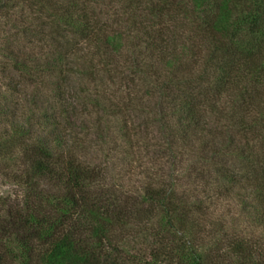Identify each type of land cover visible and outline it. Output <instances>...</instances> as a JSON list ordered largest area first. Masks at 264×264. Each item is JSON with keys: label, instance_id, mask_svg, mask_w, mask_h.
<instances>
[{"label": "trees", "instance_id": "16d2710c", "mask_svg": "<svg viewBox=\"0 0 264 264\" xmlns=\"http://www.w3.org/2000/svg\"><path fill=\"white\" fill-rule=\"evenodd\" d=\"M0 57V264H264L211 211L264 225V0H0Z\"/></svg>", "mask_w": 264, "mask_h": 264}, {"label": "rangeland", "instance_id": "374dc122", "mask_svg": "<svg viewBox=\"0 0 264 264\" xmlns=\"http://www.w3.org/2000/svg\"><path fill=\"white\" fill-rule=\"evenodd\" d=\"M117 9V7H115ZM110 10H107V7H100V9L97 10V14L100 13L102 16L100 17L102 23H107L109 26H111V30H117L119 27L115 24L113 16L110 11V15H107V12ZM28 15H30V11L27 9ZM106 12V13H105ZM46 20V19H45ZM45 20L36 19V23H44ZM49 29V28H48ZM1 58V57H0ZM14 77H16V80L22 82V87L25 93L28 95H32L35 93L36 85L30 84V82L25 81L24 79H21L19 77V74L15 71H12ZM56 78V77H55ZM52 79L53 83L56 79ZM106 81V77H101L97 79L98 83L103 85V81ZM94 87V80H92L88 75H82L79 76L77 74L70 75V78L67 80V83L65 85V89L67 92V96L71 97L76 92H81L82 90H93ZM145 90V88H144ZM90 92V91H89ZM44 96L47 94L43 92ZM79 94V93H77ZM87 94L80 95V99L83 100L84 97H86ZM45 99V98H44ZM156 99L152 96H144L143 93L140 92L137 100H136V111L133 113V119L137 125H141L143 128V131L145 129H149L153 133V137L159 136V126L156 124L154 125L155 120V104ZM23 110L20 111L22 113ZM88 119V118H87ZM112 128L115 130H118L120 127V122L115 121L111 124ZM160 137V136H159ZM120 145L119 151H127V146L123 145V140L119 138L118 135L114 138V140L109 141L105 146L100 147H94L91 148V150L88 152V156H86V160L90 161L92 163H100L103 162L106 158V155L109 153V150L113 149L115 145ZM142 151V150H141ZM135 153V151L133 152ZM115 154V153H114ZM117 156V155H116ZM138 156L145 157L146 155L141 152L138 154ZM119 160L123 163L125 161L124 156L120 153L118 154ZM233 161V160H231ZM235 163V161H233ZM238 163V162H236ZM138 172V171H137ZM13 193V187L10 185H5L4 180L2 177H0V194L4 196L11 195ZM216 217L220 218L222 222H224L228 228L230 229V233H236L238 235H247L252 236L254 238H261L264 237V225L258 224L255 221V216H253V213H250V209L244 211L243 208H241L237 204V200L227 199L222 200L215 206H212V210ZM228 229V230H229Z\"/></svg>", "mask_w": 264, "mask_h": 264}]
</instances>
